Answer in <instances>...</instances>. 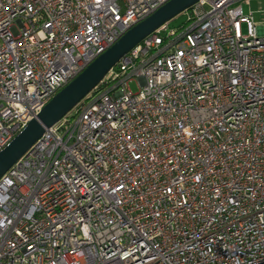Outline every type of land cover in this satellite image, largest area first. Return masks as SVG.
Returning <instances> with one entry per match:
<instances>
[{"label": "built area", "instance_id": "1", "mask_svg": "<svg viewBox=\"0 0 264 264\" xmlns=\"http://www.w3.org/2000/svg\"><path fill=\"white\" fill-rule=\"evenodd\" d=\"M167 1L0 0V150ZM249 2L198 0L45 128L0 178V264H264V35Z\"/></svg>", "mask_w": 264, "mask_h": 264}, {"label": "water", "instance_id": "2", "mask_svg": "<svg viewBox=\"0 0 264 264\" xmlns=\"http://www.w3.org/2000/svg\"><path fill=\"white\" fill-rule=\"evenodd\" d=\"M197 1H167L147 18L127 30L112 46L98 55L59 90L22 131L0 150V178L42 136L45 128L53 126L71 111L124 55L161 25L187 11Z\"/></svg>", "mask_w": 264, "mask_h": 264}, {"label": "rangeland", "instance_id": "3", "mask_svg": "<svg viewBox=\"0 0 264 264\" xmlns=\"http://www.w3.org/2000/svg\"><path fill=\"white\" fill-rule=\"evenodd\" d=\"M244 14H253V20L258 29L264 28V0H250L249 4L243 6ZM187 12H181L180 14L169 20V25L172 27H178L184 23L187 19ZM242 33L245 34V25L241 27ZM132 91H136V85L134 82L129 84Z\"/></svg>", "mask_w": 264, "mask_h": 264}, {"label": "crops", "instance_id": "4", "mask_svg": "<svg viewBox=\"0 0 264 264\" xmlns=\"http://www.w3.org/2000/svg\"><path fill=\"white\" fill-rule=\"evenodd\" d=\"M258 33L260 34V35H264V28H260V29H258Z\"/></svg>", "mask_w": 264, "mask_h": 264}, {"label": "trees", "instance_id": "5", "mask_svg": "<svg viewBox=\"0 0 264 264\" xmlns=\"http://www.w3.org/2000/svg\"><path fill=\"white\" fill-rule=\"evenodd\" d=\"M183 24V23H182ZM180 26V25H179Z\"/></svg>", "mask_w": 264, "mask_h": 264}]
</instances>
